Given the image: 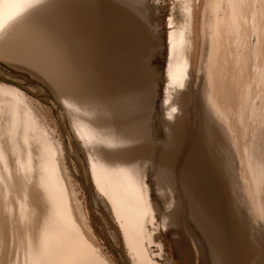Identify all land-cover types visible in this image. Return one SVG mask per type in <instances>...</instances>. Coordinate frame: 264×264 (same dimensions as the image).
<instances>
[{
	"label": "bare ground",
	"instance_id": "1",
	"mask_svg": "<svg viewBox=\"0 0 264 264\" xmlns=\"http://www.w3.org/2000/svg\"><path fill=\"white\" fill-rule=\"evenodd\" d=\"M197 1L178 0L172 8L167 20L168 52L161 79L149 65L161 47V39L154 38L157 29L151 27V17L155 15L152 10L154 6V10L157 8L155 0H0V29L8 34L6 38L11 37L6 46L1 45V39L0 56L21 58L42 71L59 101L67 107L72 126L87 147L93 181L121 226L128 252L137 264H156L149 259L143 239L149 236L144 235L149 229L147 225L157 216L161 224L171 226L184 210L206 241L212 264H243L244 261L242 252L236 251L231 243L233 220L229 222L225 217L227 206L238 216L244 212L243 219L238 218L247 220V199L252 197V206L260 211L264 225V130L257 122L258 116L254 115L249 132L245 121L264 81V62L260 50L252 53L255 58L245 56L249 80L257 82L259 87L250 96L245 92L249 96L246 102L250 103H246V109L237 103L236 107L239 83L234 87L236 82L231 74L233 65L241 63L243 55L240 57V52L235 50L230 52L233 32L230 34L229 27L233 26L232 21L236 26L235 18L232 19L234 13L230 15L224 0H204L200 2L204 4L200 19ZM256 1L246 11L255 32L259 29L258 17H263L262 13L259 15L263 5L258 6ZM233 47L234 44L232 50ZM243 74L240 82L247 79V73ZM159 79L164 81L161 96L157 91ZM0 91V136L5 140L4 145L0 141V189L4 196L13 190L17 208L11 205V197L8 205L25 216L29 212V221L35 219L31 226L21 222L13 229L16 238L19 236L17 239L26 243L19 259L22 257L24 264H102L90 257L93 245L83 238L84 232L77 227L80 217L75 219L70 210L71 194L67 196L64 170L60 172L64 168L60 169V155L57 156L55 148L59 144L53 145L50 135L43 133L46 129L33 117L32 110L30 113L27 106H19L22 99L17 98L23 95L18 89L0 85ZM156 98L161 101L159 121L163 137L158 136L153 118ZM258 100L253 104L256 109ZM189 133L194 136V142L184 146ZM188 147L191 149L187 150ZM182 159L184 163L180 165ZM211 168L220 172L214 173ZM10 170L22 172L23 176L16 177V174L10 180ZM214 177L223 180L214 181ZM27 180L31 181L32 190L43 188L33 193L37 198L34 201L29 196L26 199L28 191L32 197ZM153 185L163 206L151 196ZM11 206L7 209L11 210ZM238 218L236 223L242 221ZM241 224H238L240 229ZM10 228L11 231L13 227ZM70 229L76 233L71 234ZM261 231L260 235L264 232ZM83 242L88 244L84 246ZM158 246L159 254L164 255L160 242ZM166 263L171 264L169 260Z\"/></svg>",
	"mask_w": 264,
	"mask_h": 264
},
{
	"label": "rangeland",
	"instance_id": "2",
	"mask_svg": "<svg viewBox=\"0 0 264 264\" xmlns=\"http://www.w3.org/2000/svg\"><path fill=\"white\" fill-rule=\"evenodd\" d=\"M155 1L158 2V4L155 2L157 10L156 9L154 10L155 6L153 7V10H152L153 11L152 13L155 15L154 16L152 15L153 17H151V21H152L151 27H153V28L156 27L157 31H155V37H154V32H153V37L156 39H159V40L161 39L160 40L161 47L158 49V51H156L154 53V55L152 56V58L149 61V65H151V67H153L156 70V72L159 74V78L161 77V79H162L163 75L161 76V74H163L164 69L166 67V59H167L166 56H167V52H168L166 39L168 37L169 26L167 28V25H168L167 20H168L169 15L172 11V8L175 7L174 6L175 2H177L178 0H155ZM254 1L253 0H232V1L224 0V3L226 2L225 5L228 3V8H229L228 12L229 13L231 12L230 15H233V13H234V15L236 16L235 17L233 15V18H232V19L235 18L236 26L234 27V21H232L231 25H233V26L230 25L231 27H229L230 34H232V32H233V34L231 35L230 52L233 53L235 50L236 53H238V52L241 53V54L238 53L240 55V57L243 55L240 58V60L243 58L242 59V62H243L242 66L243 67L240 65V64H242V62L238 63V64L237 63L234 64L233 66H235V67H232L233 72L231 74L232 80H234V82H236V84H234V87H236L238 83H239L238 86L240 85V87H238V86L236 87L239 90V94L236 93L237 94L236 95L237 100L235 99V106L237 107V105H236V103H237L238 106H240V107L242 106L243 108H245V105L248 102V97L250 96L251 92L258 91V87H259L258 86L259 84L257 82H254V81L251 82L249 80L250 79V70H248V64H247V62H245L246 59H244V58H245V56H247V59L251 56H252L251 58H255V56L252 53H254V52L258 53V51L260 50V52H261L260 58L264 62V34H263L264 33V0H257L256 1L257 2L256 4L258 6L263 5L262 11L259 12V15H261V13H262L263 17H260V16L258 17L259 18L258 19L259 20V29H258L259 31L257 30V32H255L251 29V21H250L249 15H248L249 12L246 13V11L250 10L249 4H253ZM197 2H198L196 5V8H198L197 9V18L201 19L200 10H202L203 9L202 6H204V4L201 5V3H204V0H198ZM230 4H233V5L231 6ZM153 5H154V2H153ZM216 8L217 7H214L215 10H217ZM254 8L256 10H260V9H257L255 7V5H254ZM255 9H254L253 13H256ZM201 13H202V11H201ZM245 14H246V16H245ZM260 19H262L263 22ZM254 20H256V19H254ZM197 21L200 22V20H197ZM260 22H262V23H260ZM198 25H199V23L197 22V27H198L197 28V32H198L197 34H198L199 43H200V30H199L200 26H198ZM5 29L7 30V28L4 27V30ZM232 29H234V30H232ZM6 30H5V32H6ZM0 31H1V29H0ZM261 31H262V33H261ZM223 34H225L229 37V35L227 33H223ZM2 35L4 37H2ZM7 35L3 31L0 32V41H2L1 40L2 38L4 41V42L2 41L3 43L1 42V45L3 44V46H6L5 42H7V43L11 42V39H8L11 37L8 36V38H6ZM9 35H11V34H9ZM12 37H13V35H12ZM7 39H8V41H7ZM15 39L16 38H14V41H15ZM233 44H234V47L232 50ZM249 49H252V50H249ZM245 51L247 52V55H246ZM3 56L4 55L0 56V85H6V86L13 87V88L15 87L16 89H18V91L21 93L20 95H23V96H21L19 98L16 97V98L17 99L21 98L22 100L26 99L25 100L26 102L21 100V102H19V106L20 107L24 106V108H26V106H27L30 113L32 110V114L34 113L33 117L37 118V121L40 122V124L42 126L44 125L43 129H46L43 133H47V135L46 134L45 135L48 137L50 135L49 138L50 139L52 138L50 141H52V140L57 141V143H56V141H55V143L53 141L52 142L53 145L59 144L58 146L55 145L56 146L55 148H56V152H58L57 156L60 155V156H58L59 157L58 161L60 162L59 163L60 169L64 168V169L60 170V172H62L64 170L62 172V177L65 179V180L63 179V183H64V186L66 188V191L68 192L67 196L69 194H71V195H69L70 197L68 196L69 199L67 197L68 202L69 203L71 202L70 206H72V208L70 207V210L75 215V219L80 217L77 219V221H78L77 227L81 233L84 232L83 238L85 240L87 239L86 241L88 243L90 242V246L93 245V247L91 248L92 251H90L91 252L90 257L93 256L92 260L94 259L95 261H100L102 264H104V263L105 264H137L135 259H133L128 252L129 251L127 248L128 246L126 245V242L124 239V234H123V231L121 229V226L119 225V223L115 220L114 216L112 215L111 208L109 207L108 203L106 202L107 200H105L106 198L102 195V193L99 192L100 190L97 187L96 182L93 181V177L91 175L92 173H91V169H90L89 159L87 158L88 156L86 154L87 153L86 152L87 147L85 144H83L84 143L83 137L75 129V126H72L73 122H72L70 115H68L69 112L67 111V107L65 106L64 103L59 101V99L57 98V96L55 94V91H54L52 85L47 80L46 76L43 73H41L42 71L39 72L38 70H36L32 66L23 62L21 60V58H17V57H10L9 58L7 56H5V57H3ZM14 58H15V60H14ZM20 61H22V62H20ZM245 67H246V70H244ZM236 69L238 70V72ZM243 73H247V75L245 74L247 79L245 82H244V80H243V82H240L243 79L242 78L244 76ZM234 74H235V76H234ZM239 74H240V76H239ZM238 78L240 80H238ZM161 79H159V81L157 83L158 84L157 85V91H158V94L160 96L163 94L162 89L164 88L163 87L164 81ZM237 80H238V82H237ZM256 84H258V85L256 86ZM246 86L248 88L250 87L249 88L250 91H249V89L246 88ZM244 88H246V90L249 92L244 90ZM245 92L249 93L248 94L249 96ZM257 93L258 94L255 95V98H254L255 100L253 99V101L251 103L252 109L251 108L250 109L252 111L249 109L247 111V113L245 112L246 116H247V114L249 115V116H247L248 118L246 117L247 120H245V121H247V125L249 127L248 132L250 131L251 124L253 123V121H255L254 118H256L257 116L259 117V118H257V119H259V120H257V122H259L260 127H263L262 129L264 130V119H263L264 118V81H263V83H262V85H261V87ZM0 94H1V91H0ZM12 95H14V94H12ZM244 95H245V97H244L245 101L242 100ZM15 96H16V94H15ZM17 96H18V94H17ZM22 97H24V98H22ZM258 99H260V101ZM246 100H247V102H246ZM257 100H258V103H256V106L258 109L260 108L261 110L254 108L255 105H253V104H255V101L257 102ZM24 103H25V105H24ZM159 103H161V101L159 100V98H156L155 105H154L155 110H154L153 118H154L155 124L158 128V136L163 137V132L161 131L162 129H160L161 123L159 121L161 119V114L159 111L160 110V108H159L160 104ZM239 103H240V105H239ZM22 104H23V106H21ZM243 104H244V106H243ZM249 104L250 103H247V105H249ZM36 110H37V112H36ZM4 111L5 110H3V112ZM255 111H258V112H255ZM245 113L243 114V116H245ZM250 115L253 117H251ZM232 117H233L234 121H236L235 114H233ZM250 117L253 119H251ZM190 122L192 123V121H190ZM238 123L241 124L239 121H238ZM235 134L238 136V130H237V132H235ZM193 138H194L193 135H191L190 133L187 134L185 137L186 141H185L184 146L188 145L189 143H192ZM0 141H2V145L5 144V140H4L3 136H0ZM189 148L190 147H188L187 150ZM187 150L185 151V153L183 152V154H186ZM8 156L11 157L9 154H8ZM182 161L180 162L181 163L180 165H183L182 163H184V160L182 159ZM5 162H7V161H5ZM1 164H2V162L0 161V166H1ZM10 171H11L10 172L11 174H9V177L11 178L10 180H12V178L16 174H17L16 177L23 176L22 172L15 173L12 170H10ZM211 171L214 172L212 168H211ZM215 172L219 173L220 171L215 170ZM16 177H14L13 179H15ZM212 180L222 181L223 179L221 177H219V178L214 177ZM15 182H16V180H15ZM26 184L30 187V189H28V190L32 191L31 192L32 197L34 195L33 193H36L39 190H43L42 187L38 188L37 189L38 191H35L34 189L32 190L31 189L32 184H31L30 180H29V182L27 180ZM11 190H12V185H11ZM151 190H152V192H151L152 198L156 199L158 202H160L161 206H163L162 205L163 201L160 199V197L157 193V190H155L154 185L151 187ZM12 191H9L8 193H6V196H4L5 193L3 192L2 189H0V194H1L0 197H2V199H3V197H5V200L3 199L4 201L2 199H0V201L1 200L3 201V202L1 201L3 204L0 205V221L1 220H5V221L7 220L6 221L7 224L5 221H1L2 223L0 222L1 223L0 226L2 225V229L0 227V231H1L0 232V245H1V248H0V264H18V262H19V264H22V263L24 264V260L21 259L22 257H20V259H21L20 260L19 256H21V251L26 247L25 246L26 243L24 242L25 243L24 244L22 241L20 242L19 241L20 239L19 240L17 239L19 236H17V238H16L17 233L14 232L13 229L15 226H20L21 222L25 223L24 225H27V226H31V225H33V222H35V219H34V221H33V219L32 220L30 219L31 221H29V216H30L29 212H27L28 216H27V214L25 216V214H23V212L17 213L16 212V211H18L17 209L15 211L13 206H15V208H17L16 207L17 204H15L16 202H14V193ZM70 192H72V193H70ZM222 192L224 194V191H222ZM28 193L29 194L26 195V199L28 198L27 196H29L30 200H32V199L36 200L37 199L36 197L32 198L29 191H28ZM7 197L9 199L11 197L13 199V201H12V199H10V200L7 199ZM72 197L74 200L71 199ZM102 198H103L104 202H103ZM34 200H32V201H34ZM247 200H248L247 205L249 204V206H248L249 209L246 213L247 220L244 219L245 222H247V223H244V220H242L243 219L242 216L244 213L243 211L245 209H243L242 210L243 213L242 214L240 213V216H238L234 213V211L231 212L230 210H228V208H227L228 206L225 208L226 219H228L229 222L233 220L232 222H230V224H231L230 230H231V235H232V239H231L232 242L231 243L233 245H235L236 251L242 252L243 258L245 261V262L243 261V264H245V263L246 264H264V237H262L264 235V232L261 233V235L263 234L262 236L260 235V232H262L261 230L263 229V231H264V225L262 224L263 222L261 221L262 219H261L260 211H257L256 208H254V206H252V204L254 205L253 198L251 197V200H250L248 197ZM7 201H9V202L12 201V202H10L11 205H13V206L10 205L12 208L11 210L7 209V206H8V208L10 207L8 205ZM32 201H30L29 204H32L31 203ZM6 203H7V206L5 205ZM3 205H5V208ZM82 208H83V210H82ZM13 209H14V211H12ZM229 209H232L231 206L229 207ZM76 210L78 212H76ZM8 211L11 212V214ZM79 211H81V212H79ZM252 211L255 212L256 215ZM12 212L14 214H12ZM183 212H184V210L181 213H178V216L175 217L176 221L173 222V223L176 222L175 225L171 224V226H170L169 223H167V225H164L162 223L163 224L162 225L160 223L158 216L152 224L149 223L147 225L148 226L147 229L149 228L151 230V232L148 229V232L145 233L144 235L149 234V236L148 235L145 236L144 239L147 237L146 239L150 240V243H148V241L146 242V240H144V239H143V242H144L146 253H147L149 259L152 262H155L156 264H167L166 260L167 261L169 260L171 262V264H212L211 263L212 261H210L212 258L210 257L208 247L206 246V241H203L199 229L191 222V220L189 221L190 218L187 217V213L184 212V214H183ZM245 212H246V210H245ZM231 213H234V214H231ZM14 215L16 216V218L21 215L22 219L19 217L20 219L18 218V220H20V221L18 222V220L14 217ZM234 215L236 216V218H238V217L242 218V219L238 218V220H242L239 222H242L243 224L239 223L238 221L236 223L235 222L236 218H234ZM254 215H255V217H254ZM5 216H7V217L5 218ZM22 216H24V217H22ZM35 216H36V214H35ZM248 216H249V219H248ZM251 217H252V219H251ZM23 218H26V219H24L26 222L23 220ZM187 218H189V219H187ZM85 219H86V221H85ZM155 221H157V223H155ZM15 222H16V224H15ZM10 223H12L11 226H10ZM238 224H241V226H242L241 229L239 228L240 225H238ZM246 224L251 225L252 228L249 229V225L247 226ZM83 225H84V227H83ZM88 225H89L88 229L90 231L87 229ZM152 225L154 227H152ZM9 226L13 227L11 231H10L11 228ZM164 226L166 228H164ZM261 226H263V227H261ZM84 228H86L87 230ZM195 228H197V231ZM233 229H234V231H233ZM252 229L253 230L256 229V231L254 232V231H252ZM251 231L254 233H252ZM70 232H71V234L76 233V231L75 230L73 231V229L72 230L70 229ZM6 233L7 234L10 233V235H7ZM257 233H258V235H256ZM8 237H9V239H8ZM148 237H152V239L148 238ZM237 238H239V239H237ZM13 241H15V242H13ZM151 241H153V242H151ZM84 242L81 244H83L84 246L86 244H88L87 242H86V244ZM158 242H160L162 245L164 255L159 254L160 249L158 246ZM20 246H22V247H20ZM78 246H80V243ZM18 247H20V248H18ZM17 248L19 250L20 255H18L19 253L16 251ZM93 251L95 254L93 253ZM16 252L18 254H16ZM203 253H204V255H203ZM208 254H209V256H208ZM11 256L12 257L16 256V258H12ZM102 257H103V259H102ZM104 259L106 260V262ZM12 260H14V261H12ZM8 261H10V262L7 263ZM107 261H108V263H107Z\"/></svg>",
	"mask_w": 264,
	"mask_h": 264
}]
</instances>
